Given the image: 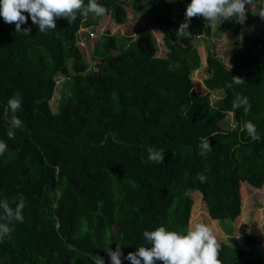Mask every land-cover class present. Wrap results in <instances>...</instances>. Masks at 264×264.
<instances>
[{
	"label": "trees",
	"instance_id": "trees-1",
	"mask_svg": "<svg viewBox=\"0 0 264 264\" xmlns=\"http://www.w3.org/2000/svg\"><path fill=\"white\" fill-rule=\"evenodd\" d=\"M124 1L97 0L115 25L126 21ZM129 3L131 19L146 16L163 33L161 56L151 31L134 23L123 35L105 31L97 38L89 69L77 44L88 40L79 27L96 25L93 14L78 15L71 24L57 19L56 29L46 33L28 19L21 27L30 28L29 35L0 17V141L7 144L0 155V200L12 207L21 196L25 201L23 222L14 221L0 241V264H94L93 256L110 264L105 248L119 245L127 256L147 246L145 230L186 231L190 194L200 195L211 220L233 221L240 183L264 186V19L259 17L261 37H238L252 24L250 11L243 24L192 18V35L182 37L175 33L190 0ZM252 6L259 13L264 0ZM212 26L233 36L227 57L233 67L207 51L205 93L197 94L190 79L200 66L193 40ZM232 76L245 83L226 87ZM57 86L53 113L49 101ZM17 92L21 109L15 115L22 127L9 139L13 114L7 102ZM210 92L221 95L210 101ZM237 94L248 98L247 113L232 109ZM227 115L232 126L223 123ZM245 121L256 126L259 140L241 131ZM202 136H210L212 148L205 157L198 154ZM149 147L164 151L162 164L148 160ZM198 173L207 177L204 183ZM238 233L244 248L218 242L222 264H264L249 249L256 240L246 226Z\"/></svg>",
	"mask_w": 264,
	"mask_h": 264
},
{
	"label": "clouds",
	"instance_id": "clouds-1",
	"mask_svg": "<svg viewBox=\"0 0 264 264\" xmlns=\"http://www.w3.org/2000/svg\"><path fill=\"white\" fill-rule=\"evenodd\" d=\"M253 4V0H190L185 8V20L180 23L176 30L177 36L190 37L189 21L192 18L203 17L209 24H221L231 18H235L243 24L246 19V5ZM107 8L97 2V0H0V17L4 23L14 24L16 33L29 35L30 28H23L28 19H31L33 25L37 26L38 31L46 33L49 30L56 29L55 21L65 19L69 24L77 19V16H104ZM27 13V16L24 15ZM264 19V8H261L258 15ZM99 25V23H98ZM217 25V26H218ZM95 30L96 26H92ZM92 27H79L80 33H85L88 39H97L104 32V28H96L95 33ZM88 33L92 36L89 37ZM159 33V32H158ZM163 35V33H160ZM98 35V36H97ZM231 67V66H230ZM62 81V78L60 82ZM57 83V81H56ZM240 77L232 76V82L226 84V87H232L233 84H244ZM11 116L7 136L14 139L15 129L22 127V121L15 115L21 109V97L17 92L7 102ZM243 108L247 113L251 109V104L247 97L237 94L232 102V109ZM241 131L247 133L252 140H259L256 126L251 121H245L242 124ZM214 135V134H213ZM210 137V136H209ZM209 137L199 138V155L207 156L212 151ZM7 151V144L0 141V155ZM148 160L156 164H162L164 151L157 150L154 147L147 149ZM197 179L204 183L207 177L204 174H197ZM15 207H12L8 200H0V241L9 236L13 231L12 223L23 222V209L25 201L21 196L19 201H13ZM143 239L147 246H139L135 252H129L123 256L121 246L117 245L116 250L112 251L108 247L106 251L110 264H122V259H126L130 264H222L218 259L221 245L212 233L210 227L205 223H197L186 231H169L166 227L159 226L154 230H145ZM94 264H104V259L100 256H93Z\"/></svg>",
	"mask_w": 264,
	"mask_h": 264
},
{
	"label": "rangeland",
	"instance_id": "rangeland-1",
	"mask_svg": "<svg viewBox=\"0 0 264 264\" xmlns=\"http://www.w3.org/2000/svg\"><path fill=\"white\" fill-rule=\"evenodd\" d=\"M129 2L130 0L124 1L125 6H127V18L125 23L122 25H115L108 14L100 17L93 14V16H90L89 19L97 18V23L95 25L96 28L99 26V28H104L103 32L107 31L109 34L118 35H123L126 27L128 29V26H132L134 25V23H137L139 27L141 26L151 31V34L155 41V45L157 47V56H161L164 52L161 42L162 35L158 33V31L154 30L153 27H151L146 16H134V20L131 19L132 9ZM245 8L246 11H250L251 13H253V20L252 24L249 27L245 28L242 32L239 33V39H242L244 34H254L258 37H261V25L259 16H257L258 11L251 5H246ZM173 15L174 12H171L170 16ZM96 28L94 30L92 27V31L94 33L96 31ZM213 33H216V35H214ZM79 34L82 37L85 33ZM131 35L134 38L136 36V31L132 30ZM96 41L97 39L93 35V38L88 40L85 39L84 41H82V39H80L77 44V47L82 53L84 61L87 63L89 69H92L94 67L95 61L92 59L91 53ZM232 41L233 36L229 32H216L214 26L211 27L208 35L198 34L194 38L193 46L197 50L200 66L197 70L191 73L190 79L194 83V89L197 94L205 93L201 85V81L206 77L204 71L206 52L208 51L211 54L217 56V58L227 68H232L233 66L229 65L227 58L232 45ZM54 80L59 83L61 77L57 76ZM55 89L56 92L52 95V98L49 101V107L53 113L57 111V108L56 110L54 108L56 107V101L59 95V86L55 87ZM220 95V92H210L209 100L213 101ZM223 123H227L232 126L233 121L231 116L227 115L224 118ZM223 126L224 125L222 124L221 127ZM238 191L240 199V211L238 216L233 221L211 220L207 215L200 195L197 192L190 194L192 198V206L189 213L188 228L194 226L197 223H205L210 227L218 242L224 243L227 247L230 248H244L243 242L238 233V229L240 225H245L246 232L252 235L256 240V243L249 249L254 255L264 258V186L260 189H253L243 183H240Z\"/></svg>",
	"mask_w": 264,
	"mask_h": 264
},
{
	"label": "built area",
	"instance_id": "built-area-1",
	"mask_svg": "<svg viewBox=\"0 0 264 264\" xmlns=\"http://www.w3.org/2000/svg\"><path fill=\"white\" fill-rule=\"evenodd\" d=\"M182 17L185 19V9L181 12ZM88 36L91 37L92 34L88 33Z\"/></svg>",
	"mask_w": 264,
	"mask_h": 264
}]
</instances>
